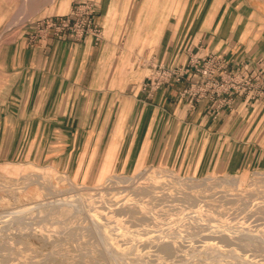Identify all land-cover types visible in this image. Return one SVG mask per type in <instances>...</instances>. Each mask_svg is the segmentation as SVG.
Listing matches in <instances>:
<instances>
[{
	"label": "crops",
	"instance_id": "crops-1",
	"mask_svg": "<svg viewBox=\"0 0 264 264\" xmlns=\"http://www.w3.org/2000/svg\"><path fill=\"white\" fill-rule=\"evenodd\" d=\"M82 1L96 4L99 44L67 33L30 38L36 23L67 17ZM156 5L150 13V0H51L0 43V162L62 167L74 160L88 166L90 179L148 164L195 176L264 168V99L233 95L218 109L207 96L183 98L200 82L189 70L179 83L147 85L154 64L183 67L191 53L261 72L264 0ZM18 8L0 0V28Z\"/></svg>",
	"mask_w": 264,
	"mask_h": 264
},
{
	"label": "rangeland",
	"instance_id": "rangeland-1",
	"mask_svg": "<svg viewBox=\"0 0 264 264\" xmlns=\"http://www.w3.org/2000/svg\"><path fill=\"white\" fill-rule=\"evenodd\" d=\"M50 1L15 0L19 8L0 28V43ZM156 3L150 0V13ZM87 167L84 170L82 162L76 167L74 160L62 167L19 159L0 162V264H264V168L195 176L148 164L90 179ZM111 177L132 182L122 188L108 184ZM188 178L195 182L181 187L175 183ZM81 187L98 189L86 190L81 197ZM142 189L147 193L139 194ZM124 200L138 207L119 213ZM104 202L114 205L109 210ZM195 209L196 215L191 213ZM215 230L236 236L234 244L204 246L203 237ZM108 235L116 251L107 248ZM239 238L252 244H239ZM156 239L180 246V252L164 256L153 244Z\"/></svg>",
	"mask_w": 264,
	"mask_h": 264
},
{
	"label": "built area",
	"instance_id": "built-area-1",
	"mask_svg": "<svg viewBox=\"0 0 264 264\" xmlns=\"http://www.w3.org/2000/svg\"><path fill=\"white\" fill-rule=\"evenodd\" d=\"M96 4L92 1L77 3L67 17L58 20L45 19L36 23L35 33L31 39H46L51 34H69L79 42L90 38L97 45L103 39L101 28L96 24ZM186 70L200 78L197 84H190L182 90L181 97L199 101L209 97L217 108L229 107L233 95L242 96L245 101L264 99V68L253 75L244 70H229L222 56L209 53L204 56L193 55L183 67H166L154 65L148 77L150 91L181 82Z\"/></svg>",
	"mask_w": 264,
	"mask_h": 264
},
{
	"label": "bare ground",
	"instance_id": "bare-ground-1",
	"mask_svg": "<svg viewBox=\"0 0 264 264\" xmlns=\"http://www.w3.org/2000/svg\"><path fill=\"white\" fill-rule=\"evenodd\" d=\"M150 176H156V177H161V176H163V177H165L164 175H160V174H149ZM150 176H147V177H150ZM106 182L108 183V184H114V185H118V186H122V188L123 187H126V186H128V184H130L131 182H132V180L130 179V178H127V177H111V178H108L107 180H106ZM185 182H187V183H190V184H192L193 182H195V179L194 178H188L187 180H185V179H177L176 181H175V183L176 184H178L180 187L182 186V184L183 183H185ZM206 182V181H205ZM189 188H193V187H189ZM81 190L80 191H82L81 193H80V195L79 196H81V197H84L83 196V194H85V195H87L86 193H87V191L86 190H88V191H90V190H96V189H98V188H96V189H94V188H88V189H86V188H84V187H81L80 188ZM143 190V192L142 191H140V190H137L138 191V193L139 194H146L147 193V190H145V189H142ZM97 194V193H96ZM149 196V198H150V195H148ZM102 197V196H101ZM97 198V197H96ZM185 199H187V200H190L191 202H192V206L193 207H196L197 206V204H196V202L192 199V198H190V197H184ZM106 199V198H105ZM87 201V200H86ZM104 203H106L107 204V206H105V207H107L109 210H110V208H112V206L114 205V204H108V202H104ZM250 204V203H249ZM252 204V203H251ZM254 204V203H253ZM85 205L88 207V209L90 210V204L88 205L87 203H85ZM124 207V208H123ZM126 207V208H125ZM135 207H138V203L137 202H134V201H131V200H124V204L122 205V209H121V211H118L119 213L120 212H122V211H125L126 209L127 210H132V209H135ZM262 208V207H261ZM197 211H198V209L196 210H192L191 211V213H193V214H197ZM139 212V211H138ZM137 213V212H136ZM185 218H187V217H185ZM200 219V218H199ZM186 220V219H185ZM220 224V223H219ZM216 226H217V224H216ZM220 226V225H219ZM205 227V226H204ZM219 228V227H218ZM226 228V227H225ZM223 230V229H222ZM124 233H127V232H123V234ZM107 234H109V233H106L105 232V235H107ZM128 235V234H127ZM129 235H132V234H129ZM115 236V235H114ZM120 236V235H119ZM130 237H133V236H130ZM234 237H236V236H231L230 234H227V233H225L224 231H220V230H215L214 232H211V233H208V234H206V236L205 237H203V239L205 240V241H202L203 243H205L204 244V246H206V247H208V246H210V247H230V246H232L234 243H232L233 241H234ZM111 238V235H108V237H107V239H106V246H107V248L109 249V251L110 252H112V251H116L115 250V248L113 247V244L112 243H109V239ZM160 238V237H159ZM134 239V238H133ZM113 240V239H112ZM135 240V239H134ZM157 241L155 242V243H153L154 244V246L157 248V250L161 253V254H163L164 256H168V257H172L174 254H178V252H180V246L179 247H177V246H174L173 244H172V242H170V243H165V242H162V240H159V239H156ZM201 240V239H200ZM207 240H209V241H207ZM241 240V241H240ZM235 241H238V243L240 242L241 244H248V245H251L252 244V241H249V240H244V239H237V240H235ZM112 242V241H111ZM239 243V244H240ZM147 244V243H146ZM148 244H150V242L148 243ZM254 244H256V243H254ZM200 245V244H199ZM198 245V246H199ZM236 245V244H235ZM182 246V245H181ZM237 246V245H236ZM196 247V246H195ZM244 248V247H243ZM254 248H255V245H254ZM241 249V248H240ZM239 250V249H238ZM251 252H253V251H251ZM182 257H184V256H182ZM212 258V257H211ZM225 262V261H224ZM255 263H258V262H255Z\"/></svg>",
	"mask_w": 264,
	"mask_h": 264
},
{
	"label": "water",
	"instance_id": "water-1",
	"mask_svg": "<svg viewBox=\"0 0 264 264\" xmlns=\"http://www.w3.org/2000/svg\"><path fill=\"white\" fill-rule=\"evenodd\" d=\"M84 214H85V211H84Z\"/></svg>",
	"mask_w": 264,
	"mask_h": 264
}]
</instances>
